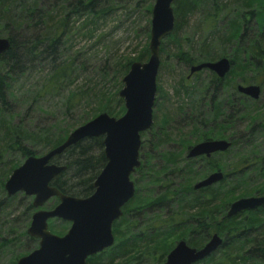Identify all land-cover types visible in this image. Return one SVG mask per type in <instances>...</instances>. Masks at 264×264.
Wrapping results in <instances>:
<instances>
[{"label": "trees", "instance_id": "1", "mask_svg": "<svg viewBox=\"0 0 264 264\" xmlns=\"http://www.w3.org/2000/svg\"><path fill=\"white\" fill-rule=\"evenodd\" d=\"M153 1L0 0V35L10 41L9 47L0 53V231L2 227L5 230L0 235V264H15L38 242L26 232L34 212L32 197L21 192L7 195L3 188L11 170L25 157L60 144L72 129L96 114L107 112L118 117L124 107L116 90L113 94L116 102L112 105L110 95L79 85L62 101L64 117L83 104L80 119L73 125L61 126L51 121L29 130L26 121L17 119L18 110L25 104L28 113L39 107L44 95L73 82L76 68L84 69L82 64L74 66L77 53L69 58L64 54L74 29L76 33L83 29L92 32L100 21L121 7L144 13L149 21ZM173 12L174 29L161 41L159 55L167 54L168 43L180 49L179 33L189 18L197 15L193 29L206 33L198 47L189 42L188 49L171 54L188 66V74L192 65L226 55L230 70L222 79L211 73L208 80L198 84L193 96L187 92L189 86L183 83L185 80L178 81L180 90L191 97L188 106L192 115L181 119L184 127L190 129L188 137L179 138L180 151L159 153L155 159L144 150L147 140L141 141L140 166L131 175L135 191L122 207V215L113 222L114 242L88 256L86 264H132L145 254L151 256L150 264H159L177 241L184 240L187 245L200 248L213 234L222 239L221 244L194 264H264V205L226 216L229 204L235 199L264 195V144L256 138V134L264 135V105L260 110H252L251 106L259 99L253 101L236 90L237 84L264 85V0H174ZM226 14L231 17L219 29L218 23ZM146 35L149 37L148 32ZM230 47L233 53L226 54ZM147 55L145 48L135 58L121 57L114 61L110 70L112 77L117 74L113 78H117L119 86L130 64ZM105 66H110L108 61ZM203 71L206 69L188 76ZM253 72L257 75L249 74ZM34 77L43 79L42 84L38 81L39 85H33ZM91 103L95 107L89 113L85 108ZM177 113L180 110L174 109L175 117ZM84 114L90 116L85 118ZM153 118L155 121L141 137L146 133L154 137V127L159 128L158 134L163 135H156V142L151 139L148 142L149 146L157 147L167 140L168 133L163 132L172 119L168 110L163 114L161 126L155 114ZM241 120L244 128L239 130L236 127ZM209 134L229 141V147L210 156L187 157L191 142L209 139ZM185 141L189 144H184ZM14 154H18V159L13 158ZM229 155L230 160L223 163L222 158ZM51 161L65 165V169L50 184L62 193L86 197L93 192L94 179L106 162L102 137L83 138ZM214 171L222 172L220 181L194 188L198 180ZM57 201L51 198L46 205L52 208ZM14 204L20 212L10 217ZM19 215L25 221L18 232L8 223L11 218L19 219ZM67 224L61 221L55 225L49 221L48 229L63 234ZM20 247L24 248L23 252L17 251ZM5 250H10V254L3 263Z\"/></svg>", "mask_w": 264, "mask_h": 264}, {"label": "water", "instance_id": "2", "mask_svg": "<svg viewBox=\"0 0 264 264\" xmlns=\"http://www.w3.org/2000/svg\"><path fill=\"white\" fill-rule=\"evenodd\" d=\"M174 0H154L151 8L148 57L146 61H133L123 75L118 91L124 112L112 116L100 112L72 129L66 138L41 155H29L13 168L3 183L7 195L21 192L32 197L34 212L26 232L37 239V246L20 256L15 264H86V258L101 252L114 242L113 222L122 215V207L134 194L130 175L140 166L141 133L152 125V109L156 92L161 41L174 29ZM7 37H0V53L9 47ZM208 68L219 78L230 69L226 57L192 65L189 74ZM236 90L253 99L259 97L257 84H237ZM102 137L105 164L93 182V192L86 197L62 193L50 184L65 169L51 159L66 148L86 137ZM230 142L225 139L199 141L188 148L187 157L210 156L225 151ZM221 171L209 173L194 184V188L210 186L221 180ZM51 198L57 203L49 209L42 206ZM264 205V195L239 197L226 211L230 217L239 212ZM50 219H60L69 227L58 235L48 229ZM222 239L213 234L200 248L184 240L177 241L159 264H194L213 252Z\"/></svg>", "mask_w": 264, "mask_h": 264}, {"label": "rangeland", "instance_id": "3", "mask_svg": "<svg viewBox=\"0 0 264 264\" xmlns=\"http://www.w3.org/2000/svg\"><path fill=\"white\" fill-rule=\"evenodd\" d=\"M226 2H235L236 0H225ZM125 7V6H124ZM123 7L114 11L110 14L104 21H100L96 27L93 28L92 32H87L89 29H83L80 32L73 31L72 39L69 40L67 44V50L64 51L66 57L74 56L75 53L77 55L74 58V66L81 64L84 66L82 70L80 67L76 68L74 73L73 82L70 84H65L64 88H60L57 92L50 93L44 95L38 102L39 107L32 108L29 113L26 111V104L22 107V109L18 110L17 119H22L26 121V126L29 130H34L38 127L39 123H48L51 121H56L59 125L66 124H75L80 119L81 106H77L71 110V114L69 116L64 117L63 115V105L62 101L65 96H68L70 91L74 90L75 87L79 85H85L86 87L92 89L91 91H96L100 93H105V95H110L112 100L111 103L114 105L116 99L113 98V94L116 90L119 91L122 87L118 85V81L113 78L117 76L115 74L112 77V72L110 70L111 66L114 65V61L118 60V58L126 57V58H135L137 55L141 54V52L147 48L148 49V41L149 37H147L146 33H149L150 24L147 21L145 14L138 13V11L132 12V9H124ZM132 12V13H131ZM230 15H225V17L221 18L219 21L218 28L221 29L223 24L230 18ZM197 15H192L188 23L182 27L180 31V51H185L190 46L188 43L194 47H198L200 40L205 36V32H199L193 29V23L196 21ZM77 25V24H76ZM148 26V31L146 30ZM0 37H4L0 35ZM188 39V40H187ZM167 54L160 55V62L158 67V72L156 76V92H155V100L152 109V123L155 121L153 115L155 114L157 119V124L162 125L163 114L168 110L170 111L171 121H169L168 126L165 127V131L163 133H168V138L164 143L159 144L157 147L149 146L148 142L151 141L156 142L155 136L161 137L163 134L159 128L154 127L155 136L150 133H146L142 140H147L145 145V152L152 154L154 159L159 153H176L180 151L181 146L179 144V138H187L189 128L186 129L184 127V123L181 120L186 115H192L193 111L190 109L189 105L190 96L193 92H196L195 89L198 88V84L203 83L210 77V72L208 70L199 72L198 75L194 74L190 78L188 75V66L183 64L181 61L176 59L171 53H176L178 50L177 45H172L170 43L167 44L166 47ZM178 50V51H179ZM233 50L230 48L226 49V54H231ZM148 57V55H147ZM146 58H143L140 61H146ZM226 58L227 55L225 56ZM217 59V58H216ZM214 59V60H216ZM202 60V59H200ZM214 60H206V61H214ZM110 66H105L107 64ZM238 63V60H235ZM195 65V64H194ZM109 68V69H108ZM106 69V70H104ZM252 75H257V72L249 73ZM188 77V78H186ZM183 79V83L188 84L189 88L187 92L190 96L187 95L183 90H180L178 81ZM40 81L42 84L43 79L36 78L31 79L33 85H39L40 83H36ZM238 81V80H237ZM192 82V83H190ZM241 83L240 81H238ZM190 83V84H189ZM252 84V83H251ZM255 84V83H253ZM258 84V83H256ZM194 85L195 87L191 88ZM244 85V84H243ZM260 85V84H259ZM176 89L177 92H176ZM263 92L261 94V98L258 102L255 103L254 106H251L252 110H260L261 106L264 105V85H262ZM190 91V92H189ZM192 91V92H191ZM194 95V94H193ZM192 95V96H193ZM118 97V95H117ZM187 103V104H185ZM95 103L89 104L86 107V111H90L91 113ZM174 109L180 110V113H177L175 117L173 115ZM27 113V114H26ZM88 113V114H89ZM85 115L83 117H88L90 115ZM116 117V116H115ZM183 123V124H181ZM236 125V124H235ZM240 125V126H239ZM244 122L239 121L237 125V129H242ZM159 127V126H158ZM156 128V129H155ZM256 138L258 143L261 142L264 144V135L262 133L256 134ZM211 139H216L213 134H209ZM210 139V138H209ZM192 141V137L189 138ZM192 141L190 145L197 143ZM184 144H189V141H185ZM45 153V152H43ZM41 153V154H43ZM38 154V155H41ZM230 155L222 158V162L226 163L230 160ZM14 159H18V154L13 155ZM154 159L150 161L154 163ZM23 161V160H22ZM49 201V200H48ZM47 202L42 206V209H49ZM35 210V209H34ZM20 212L17 204H14V207L11 210L10 217H16ZM25 218H22L19 215V219L13 220L11 218V222L8 223L10 227H14V231H21ZM55 225H59L62 221L60 219H51ZM48 221V222H49ZM5 222V221H4ZM66 222V221H65ZM68 223V222H66ZM69 227V223L67 224ZM6 227V225L4 226ZM2 231H0V235L5 234V230L2 227ZM52 232V231H51ZM55 233V232H53ZM57 234V233H55ZM62 235V234H58ZM18 252H23L24 248L20 247L17 249ZM10 254V250H5L3 255V263L5 262V258ZM24 255V254H23ZM132 264H150L151 256L145 254L141 256L138 262L136 260L131 262Z\"/></svg>", "mask_w": 264, "mask_h": 264}, {"label": "flooded vegetation", "instance_id": "4", "mask_svg": "<svg viewBox=\"0 0 264 264\" xmlns=\"http://www.w3.org/2000/svg\"><path fill=\"white\" fill-rule=\"evenodd\" d=\"M220 58H221V57H220ZM217 59H218V58H217ZM230 67H231V64H230ZM203 69H206V70H208L210 73H213L214 75H216L213 71L209 70L208 68H203ZM229 70H230V69H229ZM228 72H229V71H228ZM228 72H227V73H228ZM227 73H226V74H227ZM226 74H225V75H226ZM216 76H217V75H216ZM217 77H218V76H217ZM224 77H225V76H224ZM224 77H223V78H224ZM218 78H219V77H218ZM221 79H222V78H221ZM244 85H245V84H244ZM257 85H259V84H257ZM259 86H260V93H259V97L256 98V99H253V98H251V97H248L247 95H245V94H243V93H240V92H239V93L242 94V95H244V96H246L247 98H249V99H251V100H253V101H257L258 99L260 100V98H261V94H262V92H263V89H262L261 85H259ZM259 100H258V101H259ZM210 139H211V138H210ZM217 139H219V138H217ZM204 140H208V139H204ZM201 141H202V140H201ZM140 146H141V144H140ZM139 159H140V148H139ZM140 161H141V160H140ZM136 169H137V168H136ZM136 169H135V170H136ZM133 173H134V172H133ZM131 175H132V174H131ZM131 175H130V178L132 179ZM133 182H134V181H133ZM134 187H135V182H134ZM172 247H173V246H172ZM163 261H164V260H163ZM163 261H162V262H163Z\"/></svg>", "mask_w": 264, "mask_h": 264}]
</instances>
